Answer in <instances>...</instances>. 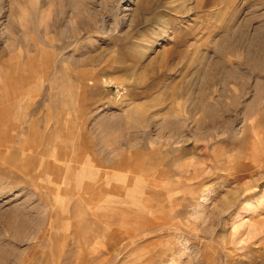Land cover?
I'll use <instances>...</instances> for the list:
<instances>
[{
	"label": "rangeland",
	"instance_id": "obj_1",
	"mask_svg": "<svg viewBox=\"0 0 264 264\" xmlns=\"http://www.w3.org/2000/svg\"><path fill=\"white\" fill-rule=\"evenodd\" d=\"M262 111L264 0H0V264H264Z\"/></svg>",
	"mask_w": 264,
	"mask_h": 264
},
{
	"label": "bare ground",
	"instance_id": "obj_2",
	"mask_svg": "<svg viewBox=\"0 0 264 264\" xmlns=\"http://www.w3.org/2000/svg\"><path fill=\"white\" fill-rule=\"evenodd\" d=\"M263 115H264V111H262V112L260 113V116H258V118L262 119V117H264Z\"/></svg>",
	"mask_w": 264,
	"mask_h": 264
}]
</instances>
